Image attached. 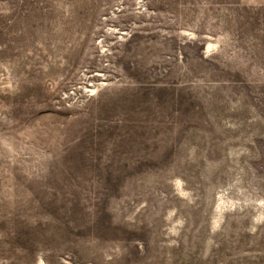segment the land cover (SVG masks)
Returning a JSON list of instances; mask_svg holds the SVG:
<instances>
[{
  "label": "rangeland",
  "instance_id": "1",
  "mask_svg": "<svg viewBox=\"0 0 264 264\" xmlns=\"http://www.w3.org/2000/svg\"><path fill=\"white\" fill-rule=\"evenodd\" d=\"M0 264H264V1L0 0Z\"/></svg>",
  "mask_w": 264,
  "mask_h": 264
},
{
  "label": "crops",
  "instance_id": "2",
  "mask_svg": "<svg viewBox=\"0 0 264 264\" xmlns=\"http://www.w3.org/2000/svg\"><path fill=\"white\" fill-rule=\"evenodd\" d=\"M264 1V0H263Z\"/></svg>",
  "mask_w": 264,
  "mask_h": 264
}]
</instances>
